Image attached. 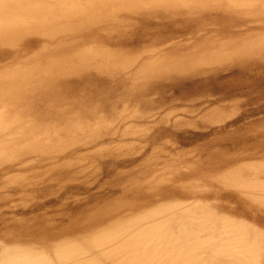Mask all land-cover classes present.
Here are the masks:
<instances>
[{"label":"rangeland","instance_id":"374dc122","mask_svg":"<svg viewBox=\"0 0 264 264\" xmlns=\"http://www.w3.org/2000/svg\"><path fill=\"white\" fill-rule=\"evenodd\" d=\"M259 1L110 5L0 41V242L82 261V237L115 243L169 202L264 229V207L216 181L264 169Z\"/></svg>","mask_w":264,"mask_h":264},{"label":"bare ground","instance_id":"6f19581e","mask_svg":"<svg viewBox=\"0 0 264 264\" xmlns=\"http://www.w3.org/2000/svg\"><path fill=\"white\" fill-rule=\"evenodd\" d=\"M246 1L248 0H0V41L7 42L26 33L42 32V27L49 20L58 17L78 15L85 16L86 21L98 20L104 17L102 10L110 5L120 11L136 9L140 4L144 9L153 6L179 8L175 7L178 5L189 9L194 4L235 9L238 4ZM262 2L264 0L259 1L258 5ZM263 170L257 171L256 168L252 171L254 174L247 176L248 179L232 185H228L224 181L225 177L220 176L216 180L217 185L221 188L235 187L242 195L249 197L252 204L264 207V181L257 180L264 176ZM163 209H166L164 214ZM158 214L162 217L160 221L143 225L133 235L117 239L115 243L114 237L105 240L106 234L104 240L98 238V241L95 235H85L81 238L86 241V250L81 256L86 258L82 261L74 262L72 253L65 251L64 247L60 250L63 245L55 248L49 246L46 249H23L0 242V264H264V229L260 227L189 202L164 203L145 212L144 218L154 219ZM131 220L140 223L137 219ZM128 222L129 220L123 223ZM117 224L115 222L109 228ZM99 234L98 237L101 235ZM91 241L94 244L91 245ZM74 246L73 243V248Z\"/></svg>","mask_w":264,"mask_h":264}]
</instances>
